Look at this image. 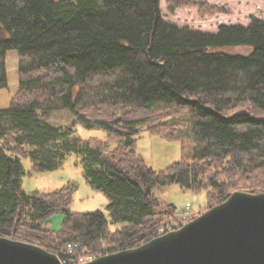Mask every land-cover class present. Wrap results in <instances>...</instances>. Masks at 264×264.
Listing matches in <instances>:
<instances>
[{
	"label": "trees",
	"instance_id": "obj_1",
	"mask_svg": "<svg viewBox=\"0 0 264 264\" xmlns=\"http://www.w3.org/2000/svg\"><path fill=\"white\" fill-rule=\"evenodd\" d=\"M165 3L169 13L183 5L200 15L220 11L204 0ZM0 26L8 34L0 39V87L5 52L15 49L18 95L31 100L0 108V235L60 257L67 241L111 253L157 236L176 218L157 188L206 191L209 207L236 189L264 190V19L207 32L164 20L160 0H0ZM53 100L72 112L70 123L49 121ZM172 108L187 109L192 131ZM76 125L107 137L91 143ZM143 129L192 135L195 149L156 171L135 149ZM70 153L80 156L85 181L106 195L108 220L99 210L70 209L72 182L50 192L22 189V158L44 172ZM54 215L56 230L48 226Z\"/></svg>",
	"mask_w": 264,
	"mask_h": 264
},
{
	"label": "rangeland",
	"instance_id": "obj_2",
	"mask_svg": "<svg viewBox=\"0 0 264 264\" xmlns=\"http://www.w3.org/2000/svg\"><path fill=\"white\" fill-rule=\"evenodd\" d=\"M204 2L220 8V11L200 15L198 6L183 5L175 8L171 13H169L165 0H160L161 15L164 20L178 26L187 25L191 29L207 32H215L220 24L246 25L252 15L264 19V0H204ZM7 36V32L0 26V39H5ZM26 58L28 60V57ZM27 60L25 59L24 63H27ZM4 63L7 85L5 87H0V108H5L12 104H26L31 102L28 97L21 98L18 95V70L20 66L19 52L15 49L7 50L4 55ZM51 103L54 107H56L49 116V121L51 123L64 125L70 123L71 120L74 119L70 110L59 107L55 100L51 101ZM171 110V112H173L171 114L175 120L183 126V129L189 132L192 131L190 128L191 116L188 114L187 109L172 108ZM75 130L80 137L88 139L91 143L103 142L107 137L106 133L102 129H85L80 125H76ZM135 138V149L137 153L142 156L148 166L152 167L156 171L163 170L171 163L178 161L183 157H187L192 154L195 149L193 136L187 134L182 135L181 138H167L159 136L158 134L149 133L147 130L143 129L135 135ZM22 164L25 169V174L22 177V189L25 192L28 193L34 190L39 192H50L72 182L75 184V189L70 209L77 212H92L99 210L103 212L108 220V213L106 209L107 197L103 192L91 187L85 181L81 158L79 155L75 153L68 154L65 158L63 166L53 171H32L31 162L28 157L22 158ZM236 190L255 193L264 192V190L255 189ZM154 192L155 195L162 201L163 208H165V206L170 202L175 205L177 210V213L175 214L177 215L175 218L176 220L173 219L162 224L158 231L161 228H172L171 230L179 228L183 225V221L186 223L195 218L203 213L209 205L213 203L208 200V197H206V191L196 193L189 190H183L177 184H173L162 189L157 188ZM187 203L190 205L188 213L185 214V206ZM60 220V216L54 215L49 220L48 226L56 230L59 227ZM108 224L111 230L120 226V224ZM171 224L174 225L172 226ZM171 230L169 229L165 232ZM64 245L59 249L61 257L58 255L63 264H65L64 261L66 258L60 250H63ZM102 250L103 248L99 249V251ZM103 254L106 253L97 254L96 257ZM94 258L95 257H93V259Z\"/></svg>",
	"mask_w": 264,
	"mask_h": 264
},
{
	"label": "water",
	"instance_id": "obj_3",
	"mask_svg": "<svg viewBox=\"0 0 264 264\" xmlns=\"http://www.w3.org/2000/svg\"><path fill=\"white\" fill-rule=\"evenodd\" d=\"M0 264L63 263L40 245L0 235ZM79 264H264V192L234 190L177 229Z\"/></svg>",
	"mask_w": 264,
	"mask_h": 264
},
{
	"label": "built area",
	"instance_id": "obj_4",
	"mask_svg": "<svg viewBox=\"0 0 264 264\" xmlns=\"http://www.w3.org/2000/svg\"><path fill=\"white\" fill-rule=\"evenodd\" d=\"M189 205L190 204L187 203L185 206V214L188 213ZM183 224H184V221H183ZM171 225L173 226L174 224H171ZM169 229L171 230L172 228H161L159 230V233H163ZM60 251L63 254V256L66 258V260L64 261L65 264H68L69 261H72L74 263L76 262L84 263L86 261L93 259V257H96L97 255L96 251H93L90 249H83L79 247V243L77 241H67L63 247V250H60Z\"/></svg>",
	"mask_w": 264,
	"mask_h": 264
},
{
	"label": "bare ground",
	"instance_id": "obj_5",
	"mask_svg": "<svg viewBox=\"0 0 264 264\" xmlns=\"http://www.w3.org/2000/svg\"><path fill=\"white\" fill-rule=\"evenodd\" d=\"M159 235V234H158ZM155 237V236H154ZM153 238V237H152ZM150 240V239H149ZM148 241V240H147ZM146 242V241H145ZM144 243V242H143ZM142 244V243H141ZM140 245V244H139ZM138 246V245H137Z\"/></svg>",
	"mask_w": 264,
	"mask_h": 264
}]
</instances>
